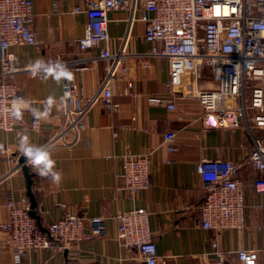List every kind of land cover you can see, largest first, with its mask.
I'll return each mask as SVG.
<instances>
[{"label":"crops","instance_id":"1","mask_svg":"<svg viewBox=\"0 0 264 264\" xmlns=\"http://www.w3.org/2000/svg\"><path fill=\"white\" fill-rule=\"evenodd\" d=\"M84 2L60 0V10L55 12L53 0H33V27L43 44L10 47L19 67L12 79L20 85L25 103L17 109L15 129L0 131V223L8 219L10 198L17 203L25 196L30 200L19 162L26 155L37 200L32 210L40 227L48 229L67 212L106 216L103 235L64 250L35 249L27 257L32 264H144L137 248L120 242L115 218L120 211L139 207L150 212L153 239L165 264H216L214 239L226 252V264H242L237 255L242 248H257V264H264V194L254 189L258 172L249 162L253 135L264 137V127L249 129L244 122L210 126L199 99L168 92L170 62L152 53L154 44L146 39V23L141 20V0H130L126 8L108 12L111 52L124 43L129 52L128 71L120 70L114 88L112 100L117 107L96 100L83 128L47 146L64 122L65 82L78 84L91 97L105 81L104 45L85 50L78 45L89 18L75 7ZM254 83L264 87V80ZM201 85L216 86L209 67L203 70ZM151 97L175 100L176 107L154 104ZM32 111L41 116L38 130L30 126ZM169 130L176 132V152L167 150L164 143ZM125 153L150 154L148 189L131 192L119 187L117 171ZM203 159H231L240 165L247 204L243 228L217 232L201 225L205 190L197 164ZM12 263V251L4 245L0 231V264Z\"/></svg>","mask_w":264,"mask_h":264},{"label":"built area","instance_id":"2","mask_svg":"<svg viewBox=\"0 0 264 264\" xmlns=\"http://www.w3.org/2000/svg\"><path fill=\"white\" fill-rule=\"evenodd\" d=\"M60 0H53L58 12ZM141 20L146 23L145 37L154 44L152 53L166 56L170 62V76L166 83L170 94L199 99L210 126L244 122L249 129L264 127V87L255 81L264 80V0H141ZM130 0H85L77 4V12L89 18L85 34L78 39L82 50L104 45L101 57L106 60V77L102 89L91 97L84 95L76 83L64 84V122L48 143L70 131L83 128L85 116L93 102H113L115 84L129 52L125 43L111 52L108 12L126 8ZM33 0H0V131L15 129L19 118L17 109L25 103L20 85L12 77L19 70L10 47L14 44H33L38 48L43 40L33 27ZM62 67L65 63L60 64ZM212 71L214 87L201 85L203 70ZM250 89V95L247 90ZM154 104H166L175 109V100L151 97ZM30 126L38 130L41 116L31 112ZM254 148L250 164L257 170L253 180L256 192L264 194V137L253 135ZM176 132L164 134L167 150L176 152ZM122 167L117 171L119 187L136 192L151 186L149 153H125ZM240 165L231 159H203L197 171L205 194L201 205V225L217 232L245 226V183L239 176ZM64 205V204H59ZM8 219L0 223L3 243L13 254L12 264H32L28 255L35 249L64 250L92 240L105 232L106 216H85L67 212L52 221L44 230L31 214L28 197L22 203L13 198L7 202ZM150 212L132 208L116 214L118 238L128 248H137L144 264H165L160 260L149 222ZM216 264H226V252L218 240L212 241ZM242 264H257V248L237 251ZM38 264H49L43 261Z\"/></svg>","mask_w":264,"mask_h":264},{"label":"water","instance_id":"3","mask_svg":"<svg viewBox=\"0 0 264 264\" xmlns=\"http://www.w3.org/2000/svg\"><path fill=\"white\" fill-rule=\"evenodd\" d=\"M26 160H27V156L26 155H21L19 157V162H20V164L22 166V169L25 172V175L27 177V184H28L27 185V195L29 196V198L31 200V214H32L33 217H35L37 219L36 214L32 210L34 207H36L37 200H36L35 195H34V193L32 191V180H31V176L32 175L29 172V168H28V166L26 164Z\"/></svg>","mask_w":264,"mask_h":264}]
</instances>
